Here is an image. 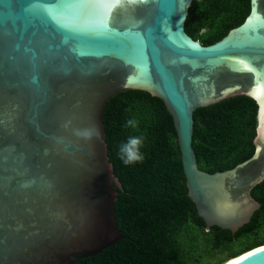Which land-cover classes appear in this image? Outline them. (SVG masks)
I'll return each instance as SVG.
<instances>
[{
	"label": "water",
	"instance_id": "obj_1",
	"mask_svg": "<svg viewBox=\"0 0 264 264\" xmlns=\"http://www.w3.org/2000/svg\"><path fill=\"white\" fill-rule=\"evenodd\" d=\"M192 0H0V264H73L121 237L102 113L128 90L160 99L187 195L236 232L264 180V0L214 44L186 34ZM235 95L258 107L254 152L207 173L193 113ZM224 264H264V244Z\"/></svg>",
	"mask_w": 264,
	"mask_h": 264
},
{
	"label": "trees",
	"instance_id": "obj_2",
	"mask_svg": "<svg viewBox=\"0 0 264 264\" xmlns=\"http://www.w3.org/2000/svg\"><path fill=\"white\" fill-rule=\"evenodd\" d=\"M250 0H192L184 24L203 46L241 25ZM256 102L235 95L193 113L192 148L198 168L215 173L233 168L254 152ZM134 118L136 128L125 126ZM108 160L116 182L112 204L119 240L73 264H224L264 244V180L251 190L260 203L250 221L232 233L197 214L187 195L172 118L163 102L139 90L110 99L102 113ZM130 135L145 137L144 159L124 165L118 146Z\"/></svg>",
	"mask_w": 264,
	"mask_h": 264
},
{
	"label": "clouds",
	"instance_id": "obj_3",
	"mask_svg": "<svg viewBox=\"0 0 264 264\" xmlns=\"http://www.w3.org/2000/svg\"><path fill=\"white\" fill-rule=\"evenodd\" d=\"M126 127L136 128L138 121L130 118L125 122ZM145 144V137L142 135H130L118 146V156L121 162L128 165H135L144 159L143 147Z\"/></svg>",
	"mask_w": 264,
	"mask_h": 264
}]
</instances>
